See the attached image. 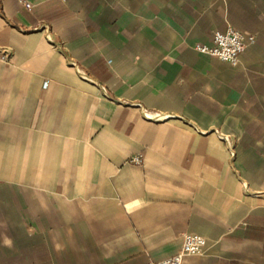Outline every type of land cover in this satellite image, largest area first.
I'll return each instance as SVG.
<instances>
[{"label": "crops", "instance_id": "obj_1", "mask_svg": "<svg viewBox=\"0 0 264 264\" xmlns=\"http://www.w3.org/2000/svg\"><path fill=\"white\" fill-rule=\"evenodd\" d=\"M0 47V264H264V0H0Z\"/></svg>", "mask_w": 264, "mask_h": 264}, {"label": "built area", "instance_id": "obj_2", "mask_svg": "<svg viewBox=\"0 0 264 264\" xmlns=\"http://www.w3.org/2000/svg\"><path fill=\"white\" fill-rule=\"evenodd\" d=\"M27 6H31L26 2ZM252 38V37H251ZM248 36L243 31L228 26L225 30H216L213 36L212 44L197 43L195 48L199 51L211 54L217 58L228 61L232 64H238L240 56L246 49ZM1 57L8 61L11 59V53L6 48L0 47ZM48 80L44 86H47ZM144 161V154L138 153L130 158V162L141 164ZM207 245V238L195 232H183L182 244L179 250L172 256L158 261H150L149 264H183V260L188 255H196L204 252Z\"/></svg>", "mask_w": 264, "mask_h": 264}]
</instances>
